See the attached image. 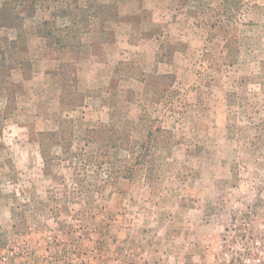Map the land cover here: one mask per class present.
I'll list each match as a JSON object with an SVG mask.
<instances>
[{"label": "rangeland", "instance_id": "1", "mask_svg": "<svg viewBox=\"0 0 264 264\" xmlns=\"http://www.w3.org/2000/svg\"><path fill=\"white\" fill-rule=\"evenodd\" d=\"M52 16L81 29L77 107ZM0 46V264H264V0H0ZM65 115L167 135L108 176L80 141L43 157Z\"/></svg>", "mask_w": 264, "mask_h": 264}, {"label": "trees", "instance_id": "2", "mask_svg": "<svg viewBox=\"0 0 264 264\" xmlns=\"http://www.w3.org/2000/svg\"><path fill=\"white\" fill-rule=\"evenodd\" d=\"M16 18V22H20L21 17L16 16ZM70 18L72 22L74 21L73 25L80 23L75 22L78 20L77 14L71 13ZM15 23L12 25H16ZM37 31L38 36L53 40L55 56L59 60V73L63 80L70 77L75 84L76 89L70 90L67 94L69 97L60 100L62 106L77 107L81 105L83 99L81 101V94L77 90V58L75 59L74 49L71 48V46H78L75 43L79 42L80 37L78 36L81 29H78V34L69 31L67 27L58 25L52 16L37 25ZM9 69L5 50L0 46V77ZM67 84L64 83V90H66ZM72 93L76 97H72ZM64 95L63 93V97ZM166 133L167 129L158 127L149 129L141 139H134L132 134L125 129L113 123L102 122L99 126L83 130L80 135H77L74 119L65 115L60 118L58 129L39 134V145L41 153L46 159L49 157L50 145L58 144L62 147L63 153L71 154L74 142L80 141L83 143L87 158L95 159L97 172L103 173L104 166H107L108 176L120 174L126 179H131L135 175L137 167L147 163L150 156H154L153 149L158 146L160 138L167 135ZM90 153L92 155H88Z\"/></svg>", "mask_w": 264, "mask_h": 264}]
</instances>
